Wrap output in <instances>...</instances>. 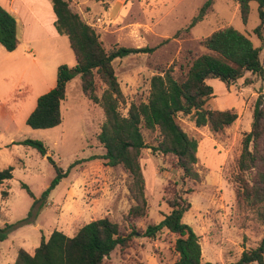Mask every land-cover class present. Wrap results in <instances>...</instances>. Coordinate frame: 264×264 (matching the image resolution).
Segmentation results:
<instances>
[{
	"label": "rangeland",
	"instance_id": "374dc122",
	"mask_svg": "<svg viewBox=\"0 0 264 264\" xmlns=\"http://www.w3.org/2000/svg\"><path fill=\"white\" fill-rule=\"evenodd\" d=\"M68 1L97 30L107 51L119 46L148 49L113 60L124 94L119 105L124 115L132 102L147 101L153 75L171 69L177 79L184 78L193 60L208 51L205 39L218 29L233 26L246 34L261 47L264 63V30L262 37L255 32L261 24L256 0L251 2L247 22L237 0H215L204 19L189 30L191 19L207 0ZM112 6L115 9L110 12ZM62 39L66 44L60 40L57 47L32 42L37 64L31 63L33 55L13 54L0 43V170L14 167L13 177L0 185V227L11 226L8 237L0 241V264H14L21 248L34 253L42 237L49 238L56 229L73 236L84 224L102 217L119 223L124 233L132 229L143 232L169 213L168 201L176 193L191 201L192 207L184 215L191 226L211 239L230 240L234 249L239 245L255 247L263 234V221L258 211L238 205L235 176L243 138L251 130L256 98L264 93V80L250 72L229 86L214 80L217 93L207 106L234 108L241 116L227 130L197 127L190 116L178 115L184 130L200 141L195 165L199 179L183 180L173 154L154 153L149 147L142 150L148 213L130 220L134 204L131 176L122 165L106 164V149L98 139L106 116L101 105L83 92L80 75L67 85L59 125L38 129L27 124L38 98L49 91L50 81L57 82L58 66L76 64L67 36ZM103 90L99 83L98 96ZM142 131L147 145L158 144V130L143 127ZM28 138L42 140L47 155L20 143ZM55 165L68 173L46 193L57 175ZM176 238L167 229L154 237L134 236L129 246L116 248L104 264H173L179 257Z\"/></svg>",
	"mask_w": 264,
	"mask_h": 264
},
{
	"label": "trees",
	"instance_id": "16d2710c",
	"mask_svg": "<svg viewBox=\"0 0 264 264\" xmlns=\"http://www.w3.org/2000/svg\"><path fill=\"white\" fill-rule=\"evenodd\" d=\"M237 1L242 18L247 22L251 2L255 0ZM51 2L56 14L57 31L68 37L76 64L69 66L63 63L58 66L56 85L38 98L27 124L38 129L59 125L67 85L76 75H80L83 92L101 105L106 116L98 135L106 149L103 155L106 164L122 165L131 176L129 190L134 204L130 208L129 218H143L148 213L149 205L141 165L142 150L149 147L154 153L173 154L177 159L176 164L183 171V180L199 179L195 165L200 141L184 130L178 115L190 116L197 127L209 126L214 132L231 126L239 117L238 111L207 106L215 96L214 88L207 79L218 78L229 86L250 72L264 80L261 47L255 46L246 34L233 26L218 29L205 39L208 51L193 60L184 78L177 79L171 69H163L161 73L153 75L147 101L132 102L127 115H124L119 109L124 94L113 60L148 49L119 46L107 51L97 30L72 9L68 0ZM256 2L259 4L261 24L255 32L262 37L264 0ZM214 3L215 0H207L193 16L187 30L202 21ZM0 43L8 51H14L20 43L17 19L1 4ZM99 83L104 88L101 96L97 94ZM143 127L160 132L157 145H147ZM20 143L47 155L48 148L42 140L28 138ZM47 157L55 162L50 155ZM55 166L57 175L46 193L68 173ZM13 170V166L0 170V185L13 177ZM235 183L238 205L258 211L263 221V234L258 244L245 249L237 260L215 264H264V93L256 98L251 130L242 141ZM28 190L32 195V191ZM4 193L7 194V191ZM168 205L169 213L158 223L149 224L143 232L132 229L130 233H124L120 224L108 217L89 221L73 236L56 229L49 238L42 237L34 253L21 248L14 264H104L116 248L129 246L134 236L154 237L163 229L177 235L175 250L179 257L173 264H213L203 260L200 236L184 221L185 213L192 207L191 201L183 193H176ZM10 228V225L0 227V241L8 237Z\"/></svg>",
	"mask_w": 264,
	"mask_h": 264
},
{
	"label": "crops",
	"instance_id": "0c3cea01",
	"mask_svg": "<svg viewBox=\"0 0 264 264\" xmlns=\"http://www.w3.org/2000/svg\"><path fill=\"white\" fill-rule=\"evenodd\" d=\"M0 4L8 9L12 14H14L18 23V38L20 43L14 51L9 52L14 54L20 51L21 55L24 57L33 55L31 58V63L37 64L38 59L35 57L36 50L33 48L32 42H37L44 46L51 44L57 47V45L60 43L59 41L63 40V43L66 44V40L62 39L63 36L66 35L59 34L55 26L56 14L54 12L51 0H0ZM113 9H115V6L110 8V12H112ZM37 68L39 72L42 73V69L39 67ZM215 79L218 78L207 79V82L213 86L214 93H217L213 85ZM221 84L225 85L224 82ZM55 85L56 82H54V80L50 81V84L46 90L52 89ZM240 117L241 116H239L238 119L227 128L229 129L234 126L236 122H239ZM225 226L223 230L226 235V229L227 227L229 228L230 225L227 224ZM192 227L200 236L202 257L204 261H209L213 264L217 262H231L234 258L237 260L245 249L251 248L250 246L245 247L243 245H239L238 248L234 249L233 245L230 243V240L225 238L223 241H220L218 237H215L217 239H211V236L203 234L202 230H198L193 225ZM252 264L258 263L252 262Z\"/></svg>",
	"mask_w": 264,
	"mask_h": 264
}]
</instances>
